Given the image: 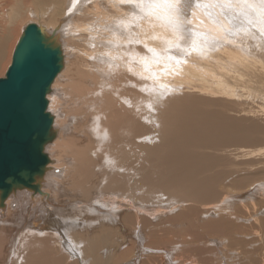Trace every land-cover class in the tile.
I'll return each instance as SVG.
<instances>
[{
	"label": "bare ground",
	"instance_id": "obj_1",
	"mask_svg": "<svg viewBox=\"0 0 264 264\" xmlns=\"http://www.w3.org/2000/svg\"><path fill=\"white\" fill-rule=\"evenodd\" d=\"M4 1L17 9L0 7V61L23 9ZM140 1L24 4L47 19L31 22L59 51L60 68L46 92L52 125L38 189L0 191V264H118L142 231L152 264H167L159 248L177 241L171 233L198 257L211 244L199 243L202 232L260 233L264 244V201H248L264 186V10L251 3L242 12L248 0H184L181 31L162 0ZM160 207L181 210L161 222L144 217ZM244 215L254 224L234 223ZM16 244L25 251L11 256ZM197 260L184 264H216Z\"/></svg>",
	"mask_w": 264,
	"mask_h": 264
},
{
	"label": "water",
	"instance_id": "obj_2",
	"mask_svg": "<svg viewBox=\"0 0 264 264\" xmlns=\"http://www.w3.org/2000/svg\"><path fill=\"white\" fill-rule=\"evenodd\" d=\"M31 22L0 77V191L12 187L37 190L34 184L48 161L44 145L52 119L46 92L59 71V51Z\"/></svg>",
	"mask_w": 264,
	"mask_h": 264
},
{
	"label": "rangeland",
	"instance_id": "obj_3",
	"mask_svg": "<svg viewBox=\"0 0 264 264\" xmlns=\"http://www.w3.org/2000/svg\"><path fill=\"white\" fill-rule=\"evenodd\" d=\"M6 1V0H5ZM4 1V2H5ZM12 1H16V0H12ZM17 1H19V3H21V6H19V8L20 7H22V8H20V9H22L21 11V16H20V19L19 20H17L15 23H14V25H12L11 26V29H10V26H9V31L8 32H10V33H8L9 35V37H8V42H7V45H6V52H5V54H4V56L2 57V59H1V61H0V77H3L4 76V74H5V72H6V70H7V67L9 66V64H10V62H11V58H12V53H13V50H14V47H15V45H16V43H17V40H18V38L20 37V35H21V33H22V30H23V28H24V26L27 24V23H29V22H31V21H37V22H41L40 24H42V26L44 25V23H45V21H47V19L46 18H37V17H35V16H32V14H31V12H29V13H26L27 12V10H28V8H27V6H24V4H26V1H28V0H17ZM153 0H148V3L149 2H152ZM242 1H246V0H241V2ZM249 1V5L250 6H244L243 5V7H242V12H245V11H247V10H249V9H251V3L254 5V6H256V7H258V8H260V9H262V10H264V0H248ZM0 7H4V9H3V13L5 14H10V12L11 11H14V10H16L17 9V7H16V5H15V3L13 4V5H9L8 6V4H7V6H2L3 5V0H0ZM200 2H201V0H200ZM28 3V2H27ZM148 3H147V0H145V2L143 3V1L141 0L138 4L139 5H141V6H143L144 8H147L148 7ZM262 4H263V6H262ZM193 5H195L194 3H193ZM192 5V6H193ZM25 7V8H24ZM137 7H138V5H137ZM33 7L31 6V8L30 9H32ZM144 8H142V9H144ZM240 8V7H239ZM34 9V8H33ZM238 9V8H237ZM23 10H25V12H23ZM239 10V9H238ZM22 13H23V15H22ZM137 13H138V11H137ZM140 13V12H139ZM33 18H32V17ZM33 19V20H32ZM33 21V22H34ZM77 21H80V20H77ZM249 22H252V21H250L249 20ZM6 24H2L1 23V26H5ZM7 27V29L5 28V31L6 30H8V26H6ZM10 30H12V31H10ZM65 31H66V33H65ZM1 32V31H0ZM12 32V33H11ZM62 32H63V36L61 35V39H60V41H59V44L61 45V48L64 50L65 49V45L63 44V42L61 41L62 39H63V37L65 38L66 36H67V30H66V28H64L63 30H62ZM248 35L250 36V35H252V31L251 32H249L248 33ZM19 36V37H18ZM250 41L251 42H255V40L254 39H250ZM144 50V49H143ZM49 94V92L47 93V95ZM66 109H65V111H63V113H64V115L66 116V117H71V114H72V110L70 109V103L69 102H66ZM147 124L149 123V122H146ZM146 124V125H147ZM154 130V129H153ZM146 137V136H145ZM156 138V137H155ZM155 138H150V140H146L148 143H150L152 140L153 141H155L156 139ZM143 140H144V138H143ZM152 141V142H153ZM144 142H145V140H144ZM47 153V152H46ZM22 190H24V189H18V191H22ZM30 193H32V191L31 190H29V189H27ZM263 191H264V186L263 187H261V188H259L257 191H256V193H255V196L252 198V199H250V200H248L249 202H255V203H259L260 201H264V193H263ZM263 193V194H262ZM33 194V193H32ZM38 193H35L34 195H37ZM246 201V200H245ZM5 207V206H4ZM4 207H0V211H4V210H6V207L4 208ZM62 208H64V206L62 207ZM161 208V207H160ZM158 208L157 209V211L158 212H155L153 215H150V214H145L144 215V217L145 218H148L149 220H153L154 222H161L162 221V219L163 218H165V217H169V216H172V215H176V213H178V212H180V208H179V210L178 209H175V210H171L170 211V209H163V208ZM262 209V208H261ZM165 210V211H164ZM263 211H264V208L262 209ZM261 210V215H264V212ZM113 212H114V209L112 210ZM230 211H232V210H230ZM162 212V213H161ZM167 212V213H166ZM263 212V213H262ZM30 214V213H29ZM161 214V215H160ZM83 215V214H82ZM147 215V216H146ZM165 215V216H164ZM169 215V216H168ZM216 215L217 214H215V215H211V217L210 216H207L206 218H208V217H210V218H214V217H216ZM156 216V217H155ZM85 217H88V218H91V217H93V214L91 215H89V214H86V215H84L83 216V218H85ZM150 217H155L154 219L153 218H150ZM218 217V216H217ZM245 217V218H244ZM169 218H171V217H169ZM234 218V217H233ZM121 219V218H120ZM236 220H234V221H236V222H234V223H236L237 225H239V224H243L245 221V223H246V225H245V223H244V225L247 227L250 223V220H251V218L250 217H248V216H246V215H244L243 217L242 216H238L237 218H235ZM238 219V220H237ZM242 221H244V222H241V220ZM0 220H1V217H0ZM151 220V221H152ZM44 222H47V220H46V217H45V219L43 218L41 221H37V222H35V224H42V223H44ZM154 222H152V223H154ZM249 223V224H248ZM248 224V225H247ZM251 224H254L253 222H252V220H251ZM178 226V225H177ZM239 226H241V225H239ZM176 229H175V231H177L178 230V228L177 227H175ZM49 230H51V229H49ZM139 230V229H138ZM173 230H174V228H173ZM239 232V231H238ZM147 233V232H146ZM162 232L159 230L158 231V234H161ZM171 232H169L167 235H169ZM232 234V237H234L235 238V241L233 240V242H236V241H239V240H241V241H243V243L244 244H242V246H240V245H237V244H235V243H231L229 240H231L232 239V237L230 236V235H225V234H221V235H224V236H213V235H210V234H206V233H204V232H202L201 234H200V236H202L201 237V239H199L200 240V242L199 243H202V244H206V242L205 241H209V242H211V244H209V243H207V245H205L204 247H203V245H200L199 247H203L204 249H205V251L202 253L201 252V256L200 257H198L199 256V252H195V250H193V248H192V245L189 243V245L190 246H182L179 242H177V241H179L178 240V238H179V236H177L176 234V237L174 236V234L173 233H171L172 234V236L171 237H173L174 238V240L176 239L177 241H174V243L172 244V243H168V244H170L171 246H169V245H163V246H160L161 248H159L160 250H162V251H167L166 252V255H165V262L168 264V262L169 263H171V264H184V262H186V260L187 261H190V262H192V261H195V258H196V260L198 259H203V258H205V259H207L208 257H210V259H212L213 260V263H216V264H251V261L254 263V264H257L258 263V260H256V259H253L252 258V256H255L257 253L259 254H257L259 257H260V259L262 260H264V258H262V257H264V248H262V247H264V244L262 245L261 243H263V242H261L260 241V238H262L261 236H259V234L260 233H253V234H250V233H244V232H239V233H237V231H233V232H231ZM205 234V235H204ZM235 234V235H234ZM237 234V235H236ZM239 234H240V236H239ZM249 236H248V235ZM261 235V234H260ZM230 236V237H229ZM254 236H256V237H254ZM209 237V238H208ZM224 237V238H223ZM239 237V238H238ZM259 237V238H258ZM218 238V239H217ZM241 238V239H240ZM242 238H244L243 240H242ZM210 239H214L213 241L212 240H210ZM237 239V240H236ZM252 239H254V240H252ZM256 239V240H255ZM257 239H259V240H257ZM216 240V241H215ZM226 240V241H225ZM203 241H204V243H203ZM229 244H228V243ZM179 243V244H178ZM151 243L149 242V240L146 238V235L144 234V231H142L141 232V234H140V236H139V233H137V246H136V248H135V250H131L129 253H128V256H129V258H125V259H122V263L123 264H125L126 262H130L131 261V259L133 260V259H137V261H138V263L137 264H152V257H151V252H150V249H151V245H150ZM175 244V246H173ZM256 244V245H255ZM261 244V245H260ZM248 245V246H247ZM166 246H168V247H166ZM239 246V247H238ZM261 247V249H260V247ZM244 247V248H243ZM257 247V248H256ZM163 248H164V250H163ZM167 248V249H166ZM171 248L173 249L172 251H169V250H171ZM236 248V249H235ZM247 248H249V249H247ZM9 249V250H8ZM252 249V250H251ZM7 250L10 252L11 250H10V246L8 247V245H7ZM189 250V251H188ZM237 250H238V252H237ZM256 250V251H255ZM7 251V252H8ZM19 251V252H18ZM24 251H25V249H24V246L22 247V249L20 250L19 249V247H18V244H16L15 246H14V250H13V253H11L10 255L12 256L13 254H15V253H17V254H23L24 253ZM134 251H136V252H134ZM183 251V252H182ZM193 251V252H192ZM251 251H252V253H251ZM184 252H185V254L186 255H189L188 257L184 254ZM131 253H133V254H131ZM197 255H195V254ZM126 254V253H125ZM167 254H168V256H167ZM190 255H191V260H190ZM127 256V257H128ZM139 256V257H138ZM167 256V257H166ZM214 256V257H213ZM249 256V257H248ZM186 257H187V259H186ZM195 257V258H194ZM241 258V259H240ZM248 258H251V259H248ZM127 259H129V261L127 260ZM214 259L215 260H217V262L216 261H214ZM69 261H71L72 259L71 258H69L68 259ZM197 260V261H198ZM219 260V261H218ZM250 260V261H249ZM136 261V262H137ZM245 262V261H247V262H245V263H243V262ZM260 261V260H259ZM182 262V263H181ZM264 262V261H263ZM263 262H259V264H262ZM122 263H118V264H122ZM252 263V264H253ZM7 264H15L14 262H12L11 260L9 261V263L7 262ZM264 264V263H263Z\"/></svg>",
	"mask_w": 264,
	"mask_h": 264
},
{
	"label": "snow or ice",
	"instance_id": "obj_4",
	"mask_svg": "<svg viewBox=\"0 0 264 264\" xmlns=\"http://www.w3.org/2000/svg\"><path fill=\"white\" fill-rule=\"evenodd\" d=\"M183 2L184 0H162V3L166 6L169 13H176V16L174 18L169 19V23L172 24L176 29L181 31H184L183 25L179 22L181 14L180 5Z\"/></svg>",
	"mask_w": 264,
	"mask_h": 264
}]
</instances>
